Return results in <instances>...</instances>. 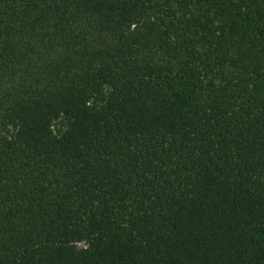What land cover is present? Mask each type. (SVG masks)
Listing matches in <instances>:
<instances>
[{
	"label": "trees",
	"instance_id": "16d2710c",
	"mask_svg": "<svg viewBox=\"0 0 264 264\" xmlns=\"http://www.w3.org/2000/svg\"><path fill=\"white\" fill-rule=\"evenodd\" d=\"M0 264H264V0H0Z\"/></svg>",
	"mask_w": 264,
	"mask_h": 264
},
{
	"label": "rangeland",
	"instance_id": "374dc122",
	"mask_svg": "<svg viewBox=\"0 0 264 264\" xmlns=\"http://www.w3.org/2000/svg\"><path fill=\"white\" fill-rule=\"evenodd\" d=\"M61 122H63V121H61ZM62 125H63V123H60V124H59V127H61Z\"/></svg>",
	"mask_w": 264,
	"mask_h": 264
}]
</instances>
